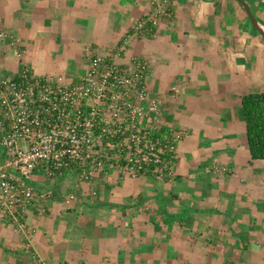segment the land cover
Instances as JSON below:
<instances>
[{
    "label": "crops",
    "instance_id": "obj_1",
    "mask_svg": "<svg viewBox=\"0 0 264 264\" xmlns=\"http://www.w3.org/2000/svg\"><path fill=\"white\" fill-rule=\"evenodd\" d=\"M162 2L165 14L154 33L126 39L131 26ZM235 2L0 0V27L21 42L0 44V74L15 76L24 65L35 73L28 50L37 31L43 38L54 31L58 45L83 52L87 63V47L112 53L118 63L141 56L159 88L152 90L165 100L166 121L187 131L176 145L169 178H119L111 171L79 184L72 176L49 180L37 171L33 183L52 195L28 209V238L0 219V264H180L194 255L206 260L203 238L221 227L219 220L228 229L239 224L236 232L251 244L264 243L258 217L264 215V159L250 157L240 115L242 96L264 90V41ZM71 192L76 200L65 205Z\"/></svg>",
    "mask_w": 264,
    "mask_h": 264
},
{
    "label": "built area",
    "instance_id": "obj_2",
    "mask_svg": "<svg viewBox=\"0 0 264 264\" xmlns=\"http://www.w3.org/2000/svg\"><path fill=\"white\" fill-rule=\"evenodd\" d=\"M163 6L136 21L126 39L151 36ZM0 44L21 42L0 27ZM85 52L89 67L75 82L36 77L27 65L15 76L0 74V219L27 238L28 209L52 195L33 183L37 171L49 180L72 176L79 184L111 171L119 178H169L176 145L187 134L166 121L164 98L146 82V59L118 63L112 53ZM71 200L72 192L64 204Z\"/></svg>",
    "mask_w": 264,
    "mask_h": 264
},
{
    "label": "rangeland",
    "instance_id": "obj_3",
    "mask_svg": "<svg viewBox=\"0 0 264 264\" xmlns=\"http://www.w3.org/2000/svg\"><path fill=\"white\" fill-rule=\"evenodd\" d=\"M256 1L257 2H255V5L259 7L258 10L260 12H255V14L256 15H259V13L262 14L263 18H259L260 21L258 23L264 30V2L259 3L258 0ZM53 33L54 31L49 34L50 37L43 38L42 37L43 33L37 31L35 32V37L33 36L32 39L29 40L30 52L28 50V55H31L30 65L32 67L34 64L36 65L34 69L35 70L34 76L36 77L50 78V77L60 76L64 82H70L73 79L72 74L74 72L88 69L89 67L88 63L85 62V55L83 54V52L81 53L73 52L72 47L67 46L65 44L58 45L57 39L52 37ZM81 43L83 44V42ZM36 52L42 55L41 59H37L38 57L37 55L35 57L32 56V54ZM99 53H101V51H99ZM146 82L151 89L152 88L159 89L157 87L156 82L150 80L148 76H146ZM258 217L260 219L259 222L264 223V219H263L264 215L263 216L258 215ZM255 219H257V217H255ZM220 222L221 221L219 220V224L221 225L222 228L219 226L213 228L212 233L210 235L208 233V236L206 238H203L204 239L203 242L206 247L204 246L202 247V249L203 250H205L204 248L207 249L206 251L207 253L203 251V254L205 253L206 256H208V258L210 259V261L215 262L217 264H223L225 258H228V260H232L236 264L237 263L264 264V243L250 244V249L245 250L243 253H240L239 251L240 248L235 247L234 243H232V241L235 240L234 238L237 237L236 233L238 234V232H240L239 231L240 225L237 223H233L235 228L228 229L223 226V222L222 223ZM211 236L212 238L210 239ZM247 237L249 238V236ZM239 253H240V257L236 258L239 255ZM204 258H205L204 255L201 256L194 255L192 259L189 260L188 256H186V259L182 260L180 264H209L208 263L209 259L202 260Z\"/></svg>",
    "mask_w": 264,
    "mask_h": 264
},
{
    "label": "trees",
    "instance_id": "obj_4",
    "mask_svg": "<svg viewBox=\"0 0 264 264\" xmlns=\"http://www.w3.org/2000/svg\"><path fill=\"white\" fill-rule=\"evenodd\" d=\"M235 1L239 3L237 0ZM244 1L248 4L252 14L257 19V15L255 14V12H260L258 10L259 7L255 5V2L257 1L256 0H244ZM258 2L259 3L264 2V0H258ZM245 15L247 21L250 23L246 12ZM259 16L262 17V14L259 13ZM253 32L257 35L255 30H253ZM240 115L242 121L244 122L245 139L250 157L252 159H264V90H260L259 92H252L242 96ZM236 236L237 237H235L234 246L240 248L239 250L240 253H243L245 250L250 249L251 241H249L247 238H242L240 234ZM240 253L236 258L240 257ZM208 263L217 264L209 260ZM223 264H236V263H234V261L232 260H228V258H225Z\"/></svg>",
    "mask_w": 264,
    "mask_h": 264
},
{
    "label": "water",
    "instance_id": "obj_5",
    "mask_svg": "<svg viewBox=\"0 0 264 264\" xmlns=\"http://www.w3.org/2000/svg\"><path fill=\"white\" fill-rule=\"evenodd\" d=\"M241 5L242 7L244 8L248 18H249V21L252 25V27L254 28V30L256 31V33L264 39V30L263 28L260 26V24L257 22L256 18L254 17V15L252 14L248 4L244 1V0H237Z\"/></svg>",
    "mask_w": 264,
    "mask_h": 264
}]
</instances>
